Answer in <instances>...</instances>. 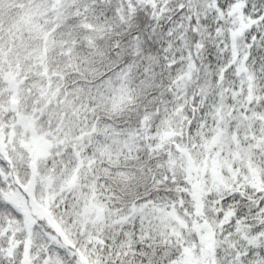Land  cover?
<instances>
[{"label": "snow or ice", "instance_id": "obj_1", "mask_svg": "<svg viewBox=\"0 0 264 264\" xmlns=\"http://www.w3.org/2000/svg\"><path fill=\"white\" fill-rule=\"evenodd\" d=\"M0 264H264V0H0Z\"/></svg>", "mask_w": 264, "mask_h": 264}, {"label": "trees", "instance_id": "obj_2", "mask_svg": "<svg viewBox=\"0 0 264 264\" xmlns=\"http://www.w3.org/2000/svg\"><path fill=\"white\" fill-rule=\"evenodd\" d=\"M38 147V146H37Z\"/></svg>", "mask_w": 264, "mask_h": 264}]
</instances>
